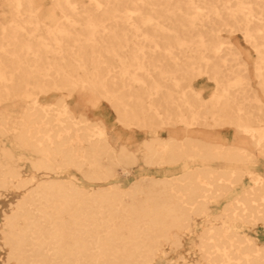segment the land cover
Wrapping results in <instances>:
<instances>
[{"label": "bare ground", "instance_id": "bare-ground-1", "mask_svg": "<svg viewBox=\"0 0 264 264\" xmlns=\"http://www.w3.org/2000/svg\"><path fill=\"white\" fill-rule=\"evenodd\" d=\"M162 1L0 0L27 17L0 22V92L24 98L12 128L0 115V197L11 195L0 222L1 264H264V240L255 231L264 226V119L257 117L255 126L252 111L242 117L243 104L233 100L251 88L239 73L245 60L209 23L222 20L253 47L264 91V0H225L227 16L216 0H186L187 11ZM163 8L173 15L160 13ZM95 12L108 16L97 19ZM205 26L218 37L209 49L204 33L192 36ZM113 41L135 48H111ZM160 44L175 68L153 59L156 49L144 48ZM75 46L92 51L70 54L74 62L64 64L63 51ZM95 46L116 57V72L94 54ZM217 56L226 58L224 69ZM45 59L53 61L41 63ZM113 74L116 89L108 83ZM201 76L216 81L210 106L193 86L191 102L180 85ZM77 84L98 97L75 94ZM123 88L133 91L123 95ZM53 89L63 93L43 96ZM102 100L115 112L113 122ZM257 102L263 108L264 101ZM201 107L213 109L215 124L235 108V126L247 137L224 145L185 132L206 122ZM118 123L142 129L112 131ZM11 130L14 147L6 143ZM135 166L146 172L127 180Z\"/></svg>", "mask_w": 264, "mask_h": 264}, {"label": "rangeland", "instance_id": "rangeland-1", "mask_svg": "<svg viewBox=\"0 0 264 264\" xmlns=\"http://www.w3.org/2000/svg\"><path fill=\"white\" fill-rule=\"evenodd\" d=\"M49 2L51 0H48ZM124 0H122V2L120 3L121 5H124L125 2H123ZM166 0L162 1V5L166 6L167 3L165 2ZM171 1V5H177L180 4L182 5L185 9V11H187L186 9H188L186 6H188V4L185 2L186 0H168ZM214 1V0H211ZM225 0H216V2H213L212 4L216 5V9H220L221 14L224 16H227L228 12L227 10H221L222 9V2ZM256 1V0H255ZM79 2H82L83 5H88L89 0H79ZM130 3V2H129ZM128 3V4H129ZM111 5L115 4L114 0H111L110 2ZM160 13H162L163 15H173V13H170L167 10H164V8L160 11ZM94 15H96L97 19H103L104 16H108L106 14H102L100 12H95ZM23 18H27L23 15H15L12 11L11 8H9L8 5H1L0 6V22H14L15 20L18 21H23ZM173 22V19H169V21ZM211 24V26H219L221 28L220 33L222 34V36H220L219 38L216 37L215 35H211L210 32H212L211 30V26H205L202 27L200 29H195V31L193 32L194 34H192V36H196L199 32L204 33V36H206L205 38H207L208 41V45L205 46V48H212L214 45H211V42L217 40H226L227 37L230 38V40L235 44V46H239L238 48L241 51V59H244V66L246 67L244 69L241 68L239 70V73H241V75L244 76L245 81L250 82L251 88L247 87L246 90L243 92H238L237 94H235V99L233 101L235 102H241L243 104V111H242V117L243 118H247L248 116H246V114H244L245 111L249 110L252 111L254 114H256L255 116H252L253 120V125L257 126V121L256 118H263L264 119V106L263 108H259L258 107V102L257 99H261L264 101V91H263V87L259 84V80L255 75V59H256V53L253 50V47L248 44L243 35L239 32V31H229L227 26L222 24V20L220 19H216V20H211L209 22ZM7 31H12L13 29L11 28H7ZM24 30H30V29H24ZM46 29L42 28L40 32L45 31ZM144 30H146L147 32L149 31H153L151 27H144ZM2 31L1 27H0V32ZM209 33V34H206ZM215 36V37H214ZM223 36L225 38H223ZM107 39H110L108 37H106ZM247 43V44H246ZM108 46V45H107ZM221 48H224V45H219ZM241 46V47H240ZM192 47V46H191ZM250 47V48H249ZM111 48H119V50H121L120 48H124L126 49V51H132L135 48V45L133 43H130L127 47H121L119 45H116L115 41H113V45H111ZM146 51L149 50H153L156 49L157 53L156 55H154L153 59H158L160 60V62L162 61V63L167 66V67H171V68H175V64L171 61L169 56H165L162 53L165 51L164 48H166L164 45L160 44L157 47H154L153 45H147L144 46ZM173 49H176V46H172ZM249 48V49H248ZM92 48L90 46L86 47L85 49H80L78 46H75L73 48H67L66 51H63L64 55L66 56L64 59H62L61 61L64 64H71L74 61L70 58V54L76 53H82V54H88L89 52H91ZM96 55H100L102 54L101 58L103 60L106 61V63L112 64L111 65V69L112 72H116L117 70V65L115 64L116 61V57L110 53V51L104 49L103 47L100 46H95L93 47ZM242 49V50H241ZM248 53H247V52ZM95 55V56H96ZM97 58V57H96ZM88 60L86 61L88 66L87 68H89L91 66V63L93 62L92 59L87 58ZM152 59V58H151ZM50 61H53L52 59H48ZM48 60L45 59L43 61H41V63H48ZM86 60V59H85ZM214 60L217 62L219 61V68L224 69L225 68V63H227L226 58L221 57V56H217L214 57ZM29 61V60H28ZM31 62V61H29ZM225 62V63H224ZM101 71V70H100ZM102 71H105V67L102 69ZM114 77L109 76L108 77V83H109V87L111 89H116L117 88V84L119 82L118 78L115 76V74H113ZM57 79L58 83H60V79L61 77H54ZM116 81V82H115ZM245 84V83H244ZM184 89H185V94L188 96L189 100L191 102L196 103V97H195V93L194 92H199L202 96H204V98H206L205 100L207 101L208 106H210V98L212 97V94L214 93V89L216 87V81H214L213 79L208 78V76H201V77H194L193 79L190 78H184L182 84H180ZM189 86H193L194 87V92L191 91L189 88ZM202 86V87H201ZM206 86V87H205ZM0 87H1V83H0ZM199 87V88H198ZM132 89L134 87H131ZM250 88V89H249ZM132 89H127V88H123L121 89V94L123 95H128L130 93H132ZM63 93V91H59V90H52L49 93L43 95L44 97H46L48 100H53L55 97H57V95ZM75 94H89L92 96H96L98 97V94L95 90H92L91 88H86V87H82L80 84H77L75 86V90H74ZM1 96H0V115H4L6 117V120L8 121V123L10 124L11 128L13 125L16 124V121L18 119V116L20 115V112L24 106V98L21 97L20 95H12V94H8V95H3V91L0 92ZM132 103L134 102L135 99H133V95L131 97V99H129ZM80 101L83 102L84 100ZM103 108L107 109L108 108V112L109 115L111 116V121L113 122L115 120V112L113 110H111L109 108V103H107V101L102 100L101 101ZM198 108H195V110H197ZM172 110V109H171ZM210 110V111H209ZM174 111V110H173ZM189 112V111H188ZM209 112V113H207ZM92 113L94 114L93 117L95 118H99V114L97 112L92 111ZM227 116H223L222 118L219 117L220 122L216 123L213 120L212 115L213 114V109L211 108H205V107H201L200 109V120H206V122L201 121L192 125H189L188 129L185 130V132H188L190 134H195V135H200V137L206 136V140L208 141H216L219 143H222L224 145H235L237 143H239L240 139H244L243 137H247L246 133L244 131H238L236 126H235V117H236V113L235 112V108H233L232 110V114H228ZM113 114V115H112ZM207 114V118H203L204 115ZM165 116V115H164ZM175 117V115H173ZM217 116V115H216ZM218 117V116H217ZM152 119H155V117H150ZM249 118V117H248ZM247 120V119H246ZM170 126V125H168ZM175 128H178L179 130H184L185 127L183 124L181 123H175L174 125H172ZM113 129H115V132H120L123 134H136L141 132L142 127L140 126H136V125H131V126H124L121 123L116 124H112V131H114ZM120 130V131H119ZM222 133V137L220 136ZM220 133V134H219ZM216 137H213L214 135ZM218 134V135H217ZM13 135V130H11L10 132L7 133V139H6V143L12 145V147H14L12 141H11V136ZM202 135V136H201ZM233 137V138H231ZM246 141V140H244ZM131 145H135L137 143L136 142H130ZM10 145V146H11ZM223 166H228L229 163L227 162H223L222 163ZM27 169H29V165H26ZM157 169H150V172H155ZM175 170V169H174ZM144 172H146L145 168L141 167V166H135L132 173L127 177V180H131L137 177H140ZM11 195L9 196H2L0 197V222L2 219V213L3 210H5L10 201H11ZM219 205V204H218ZM214 208H217V205H215ZM201 223V222H200ZM249 230V229H247ZM251 232H254L252 230H249ZM255 231L258 235V237L261 240H264V226L262 224H259L256 226ZM191 241V239H186V245L182 248L181 252L183 254H186L188 249H189V242ZM3 255L2 250L0 248V264L2 263L1 260V256Z\"/></svg>", "mask_w": 264, "mask_h": 264}]
</instances>
